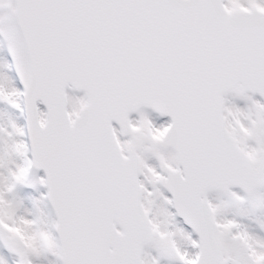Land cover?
Here are the masks:
<instances>
[{
  "label": "snow or ice",
  "instance_id": "snow-or-ice-1",
  "mask_svg": "<svg viewBox=\"0 0 264 264\" xmlns=\"http://www.w3.org/2000/svg\"><path fill=\"white\" fill-rule=\"evenodd\" d=\"M0 264H264V0H0Z\"/></svg>",
  "mask_w": 264,
  "mask_h": 264
},
{
  "label": "rangeland",
  "instance_id": "rangeland-1",
  "mask_svg": "<svg viewBox=\"0 0 264 264\" xmlns=\"http://www.w3.org/2000/svg\"><path fill=\"white\" fill-rule=\"evenodd\" d=\"M28 191H29V190H28ZM30 191H31V190H30ZM38 194H39V193H38L36 190H33V195H34V196H38Z\"/></svg>",
  "mask_w": 264,
  "mask_h": 264
}]
</instances>
